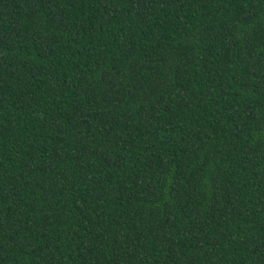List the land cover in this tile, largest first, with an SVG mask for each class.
Listing matches in <instances>:
<instances>
[{
    "label": "trees",
    "instance_id": "16d2710c",
    "mask_svg": "<svg viewBox=\"0 0 264 264\" xmlns=\"http://www.w3.org/2000/svg\"><path fill=\"white\" fill-rule=\"evenodd\" d=\"M0 264H264V0H0Z\"/></svg>",
    "mask_w": 264,
    "mask_h": 264
}]
</instances>
